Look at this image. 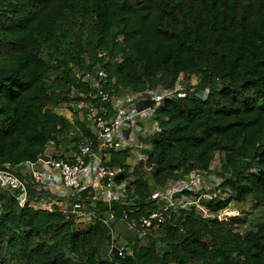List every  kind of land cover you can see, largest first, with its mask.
I'll return each instance as SVG.
<instances>
[{"label": "trees", "instance_id": "1", "mask_svg": "<svg viewBox=\"0 0 264 264\" xmlns=\"http://www.w3.org/2000/svg\"><path fill=\"white\" fill-rule=\"evenodd\" d=\"M100 70L110 94L161 87L187 97L157 111L160 130L134 167L132 148L109 153L108 165L133 178L126 198L109 205L89 184L70 222L57 204L30 205L48 192L31 186L21 207L0 188V264H264V216L240 233L218 215L249 199L264 210V0H0V167L22 175L24 162L68 159L94 136L75 104L94 93ZM217 154L222 182L202 200L215 216L171 210L148 238L129 239L133 255L121 260L111 249L121 234L105 214L120 220L133 210L134 219L159 209V189L213 173ZM84 213L89 224L80 228Z\"/></svg>", "mask_w": 264, "mask_h": 264}, {"label": "built area", "instance_id": "2", "mask_svg": "<svg viewBox=\"0 0 264 264\" xmlns=\"http://www.w3.org/2000/svg\"><path fill=\"white\" fill-rule=\"evenodd\" d=\"M90 76L87 74L86 78ZM105 77V71H98L95 82L91 84L94 93L84 96L75 104L82 120L92 128L94 136L82 139L77 151L70 158L47 153L44 156L53 158L46 160L41 156L36 161L24 162L22 175L9 164L0 167V188L14 193L21 207L30 202L31 186L37 191L52 194L47 199L38 200L37 197L30 204L35 208L47 210H52L53 204L67 210L71 200L75 203L72 205L76 212L80 193L89 184L96 189L95 198L109 205L126 198L127 183L124 181L116 183L117 174L123 170L121 167L112 168L108 165L109 153L119 148L148 146L146 140L160 130L156 119L157 111L169 100L187 97L185 92L165 90L161 87H149L142 92L125 89L117 94H110L104 92L100 84V80ZM205 95L206 92L202 97L205 98ZM221 182L222 178L214 172L193 171L186 177L174 181L169 188L156 192L155 197L160 203L159 209L134 219L130 218L133 210L123 209L120 220L133 231L134 236L146 239L152 230L158 229L171 217V210L202 204L205 197L214 196L212 190L218 188ZM188 194L196 195L197 199H192ZM34 202L44 207H36L33 205ZM203 212L208 213V217L215 216L205 207ZM105 221L108 222L106 219ZM128 241L125 242L122 236L112 241L111 249L121 260L133 255ZM114 264L122 263L115 261Z\"/></svg>", "mask_w": 264, "mask_h": 264}, {"label": "rangeland", "instance_id": "3", "mask_svg": "<svg viewBox=\"0 0 264 264\" xmlns=\"http://www.w3.org/2000/svg\"><path fill=\"white\" fill-rule=\"evenodd\" d=\"M114 60L120 61L119 57L115 58ZM54 111L57 114L64 115L69 120L74 121V116L72 112L70 110H67L66 108L63 107L55 108ZM149 150H150L149 145L144 147H133L130 153V158L128 159L131 166L134 167L140 159L145 158ZM221 160H222V154L221 155L217 154L215 160L211 164V169L214 170L213 172L215 171L218 172L220 170ZM217 190L218 188L215 187L213 188L212 191L216 192ZM225 192H226L225 196L229 195L228 194L229 190H226ZM205 198L209 199V197H205ZM33 205H35L36 207H44L35 202L33 203ZM193 208L196 212L201 213L204 216H207L208 214V213L204 214L203 204L193 205ZM205 212L207 211L205 210ZM90 216L91 215L89 213H84L80 217L78 216L77 226L80 228L86 227L89 224ZM219 216L225 220V223L233 226L235 231L240 233H245L246 231L256 228L257 222L261 221L264 216V210L262 208L253 207L252 202L249 199L243 204L232 202L227 210L219 213Z\"/></svg>", "mask_w": 264, "mask_h": 264}, {"label": "water", "instance_id": "4", "mask_svg": "<svg viewBox=\"0 0 264 264\" xmlns=\"http://www.w3.org/2000/svg\"><path fill=\"white\" fill-rule=\"evenodd\" d=\"M75 110L77 112H79V110L75 107ZM94 129V128H93ZM120 150V148H119ZM46 160H49L50 158H53V156L49 157V156H43ZM116 180L118 181H124L127 184H131L133 182V178L127 176V174L125 172H119L116 176ZM206 190L208 191V188H206ZM214 192V191H213ZM185 210H188L189 207H184ZM67 210L71 216V218L69 219L70 222L74 221L73 216L75 215L74 212V206L72 204H69L67 206ZM105 219L108 220L113 226H114V230L121 234L123 240L126 242L127 240L131 239L134 237V233L132 230L128 229L126 227V223L122 220L117 219L116 217L112 216L111 214L107 213L105 214ZM163 249L168 252L169 251V246H164Z\"/></svg>", "mask_w": 264, "mask_h": 264}, {"label": "crops", "instance_id": "5", "mask_svg": "<svg viewBox=\"0 0 264 264\" xmlns=\"http://www.w3.org/2000/svg\"><path fill=\"white\" fill-rule=\"evenodd\" d=\"M52 155V154H51Z\"/></svg>", "mask_w": 264, "mask_h": 264}]
</instances>
